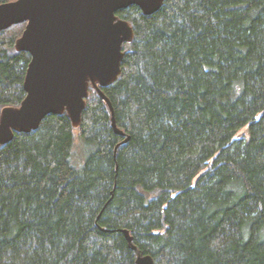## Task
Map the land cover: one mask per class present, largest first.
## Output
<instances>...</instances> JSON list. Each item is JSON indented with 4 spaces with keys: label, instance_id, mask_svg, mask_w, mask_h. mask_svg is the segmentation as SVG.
<instances>
[{
    "label": "trees",
    "instance_id": "obj_1",
    "mask_svg": "<svg viewBox=\"0 0 264 264\" xmlns=\"http://www.w3.org/2000/svg\"><path fill=\"white\" fill-rule=\"evenodd\" d=\"M117 16L133 39L102 92L123 135L90 87L77 128L48 115L0 147V264H264V0ZM24 26L0 32V111L25 97Z\"/></svg>",
    "mask_w": 264,
    "mask_h": 264
},
{
    "label": "water",
    "instance_id": "obj_2",
    "mask_svg": "<svg viewBox=\"0 0 264 264\" xmlns=\"http://www.w3.org/2000/svg\"><path fill=\"white\" fill-rule=\"evenodd\" d=\"M165 0H15L0 4V32L25 24L15 41L17 52L30 56L16 107L0 111V147L15 133L38 129L48 115L66 113L73 128L80 123L89 88L105 101L117 135L112 107L102 92L120 75L123 45L133 39L131 24L117 16L130 6L143 15L157 12ZM130 247L132 238L124 231ZM136 264H154L150 256Z\"/></svg>",
    "mask_w": 264,
    "mask_h": 264
},
{
    "label": "rangeland",
    "instance_id": "obj_3",
    "mask_svg": "<svg viewBox=\"0 0 264 264\" xmlns=\"http://www.w3.org/2000/svg\"><path fill=\"white\" fill-rule=\"evenodd\" d=\"M23 30H24V28H23ZM23 30H22V32H23ZM127 48H128V45L127 44L123 45V52H125V50ZM245 133H246V128H242L239 131H237L235 137H239L240 135H244ZM74 145L75 146H74V150H73V161L76 162V163H79V162H81L83 155H82V151H81V148H80V143L78 141L76 132H75V144Z\"/></svg>",
    "mask_w": 264,
    "mask_h": 264
}]
</instances>
